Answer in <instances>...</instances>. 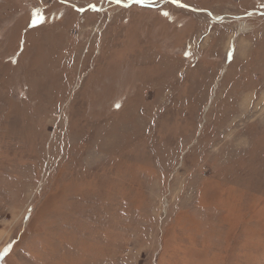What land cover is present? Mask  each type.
Returning <instances> with one entry per match:
<instances>
[{
    "label": "rangeland",
    "instance_id": "374dc122",
    "mask_svg": "<svg viewBox=\"0 0 264 264\" xmlns=\"http://www.w3.org/2000/svg\"><path fill=\"white\" fill-rule=\"evenodd\" d=\"M0 264H264V0H0Z\"/></svg>",
    "mask_w": 264,
    "mask_h": 264
},
{
    "label": "snow or ice",
    "instance_id": "6c2138e0",
    "mask_svg": "<svg viewBox=\"0 0 264 264\" xmlns=\"http://www.w3.org/2000/svg\"><path fill=\"white\" fill-rule=\"evenodd\" d=\"M116 2H117V3H119V2H120V0H116ZM136 2H137V3H144V2H145V0H136ZM172 2H173V3H175V2H176V0H172ZM90 7H94V6H91V5H90ZM165 15H167V13H165Z\"/></svg>",
    "mask_w": 264,
    "mask_h": 264
}]
</instances>
